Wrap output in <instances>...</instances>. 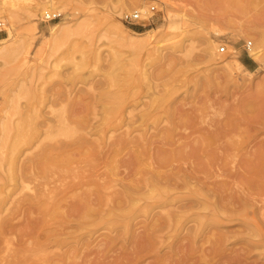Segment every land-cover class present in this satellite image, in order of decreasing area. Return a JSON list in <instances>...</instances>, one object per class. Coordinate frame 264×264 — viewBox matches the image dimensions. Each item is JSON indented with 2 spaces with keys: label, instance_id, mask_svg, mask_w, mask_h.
I'll return each instance as SVG.
<instances>
[{
  "label": "rangeland",
  "instance_id": "1",
  "mask_svg": "<svg viewBox=\"0 0 264 264\" xmlns=\"http://www.w3.org/2000/svg\"><path fill=\"white\" fill-rule=\"evenodd\" d=\"M133 1L0 0V264H264V0Z\"/></svg>",
  "mask_w": 264,
  "mask_h": 264
},
{
  "label": "bare ground",
  "instance_id": "2",
  "mask_svg": "<svg viewBox=\"0 0 264 264\" xmlns=\"http://www.w3.org/2000/svg\"><path fill=\"white\" fill-rule=\"evenodd\" d=\"M132 1V0H131ZM136 1H140V0H134L133 1V3H135V4H133L132 2H130L131 3V5H133L134 7H137L138 6V3L136 2ZM55 1H53V3H54ZM141 2V1H140ZM52 2H51V4H50V6L49 7H56V6H54V4H53ZM163 3V2H162ZM49 5V3H47V5L46 6H48ZM123 6H125V8H129L130 7V4H129V2H127V1H124L123 2ZM3 9V6L2 5H0V10H2ZM46 9H48V7L46 8ZM46 9H44V10H46ZM43 10V11H44ZM59 27V24L57 25V24H55V25H52V26H50V27H48V30H50L51 32L52 31H54L55 29H57ZM154 31V30H153ZM152 31V32H153ZM151 32V31H150ZM148 33V32H147ZM146 33V34H147ZM155 33V32H154ZM214 33L215 34H219V31L218 30H214ZM139 35H144V33H138ZM145 34V35H146ZM11 37V31H8V38H10ZM7 39H0V41H2V42H5ZM254 49H257L256 48V46L253 48V49H249V56L252 58V59H254V60H257L258 59V56H259V50H254ZM237 62V63H236ZM236 62H232L231 64L230 63H226L225 62V67L228 69V70H231L232 71V67H234L235 65H237V66H241V67H243V68H245L246 70H247V68L240 62V61H236ZM249 72V71H248ZM120 88V87H119ZM111 97V96H110ZM94 98V97H93ZM91 101V100H90ZM92 106V105H91ZM93 108V107H92ZM132 109V108H131ZM93 110V109H92ZM126 111H127V109H125ZM125 111V112H126ZM130 111V110H129ZM128 111V112H129ZM152 113V112H151ZM235 113V112H234ZM124 116V115H123ZM130 117V116H129ZM74 121V120H73ZM75 123V122H74ZM81 123V122H80ZM90 123V122H89ZM261 123V122H260ZM78 124V123H77ZM66 125V124H65ZM64 125V126H65ZM76 126V125H75ZM84 126V125H83ZM102 126V125H101ZM57 127V126H56ZM60 127V126H59ZM220 128V127H219ZM225 128V127H224ZM224 128H222V129H224ZM48 129H50V126H48L47 125V129H46V131H48ZM80 129V128H79ZM227 130V129H226ZM66 131V130H65ZM49 133V132H48ZM70 133V132H69ZM74 133V132H73ZM52 134V133H51ZM170 134V133H169ZM126 135H127V133H126ZM175 136V135H174ZM189 136V135H188ZM39 137V136H38ZM164 137V136H163ZM205 137H207V136H205ZM222 137V136H221ZM201 138H202V136H201ZM162 139V138H161ZM171 139V138H170ZM215 139V138H214ZM70 140H72V139H70ZM128 140V139H127ZM162 140H164V139H162ZM198 141V140H197ZM205 141V140H204ZM69 142V141H68ZM73 142V141H72ZM121 142V141H120ZM165 142V141H164ZM208 142V141H207ZM209 142H210V140H209ZM70 143V142H69ZM87 143V142H86ZM148 143V142H147ZM176 143V142H175ZM188 143V142H187ZM200 143V142H199ZM211 143V142H210ZM204 144V143H203ZM60 145V144H59ZM58 145V146H59ZM81 145V144H80ZM87 145V144H86ZM151 145V144H150ZM165 145V144H164ZM183 145V144H182ZM188 145V144H187ZM240 145V144H239ZM262 145H264V144H262ZM69 146V145H68ZM82 146H83V144H82ZM82 146H81V148H82ZM169 146V145H168ZM200 145H198V147H199ZM226 146H228V145H226ZM78 147V146H77ZM184 147V146H183ZM208 147H210V146H208ZM258 147H260V146H258ZM50 148V147H49ZM139 148V147H138ZM233 148H234V146H233ZM52 149V148H51ZM58 149H60V147L58 148ZM57 149V150H58ZM64 149H66L65 147H64ZM71 149V148H70ZM69 149V150H70ZM56 150V149H55ZM229 150V149H228ZM260 150V149H259ZM193 151H195L194 149H193ZM177 152H178V150H177ZM176 152V153H177ZM203 152V151H202ZM58 153H59V151H58ZM57 153V154H58ZM68 153V152H67ZM160 153V152H159ZM162 153V152H161ZM173 153H175V152H173ZM226 153V152H225ZM262 153V152H261ZM73 154V153H72ZM152 154H154V153H152ZM178 154V153H177ZM201 154V153H200ZM204 154V153H203ZM163 155V154H162ZM192 155H194V153L192 154ZM250 155V154H249ZM161 156V155H160ZM171 156V155H170ZM174 156V155H173ZM176 156V155H175ZM262 156H264V155H262ZM156 157H158V156H156ZM195 157V156H194ZM197 157V156H196ZM195 157V158H196ZM209 157V156H208ZM180 158V157H179ZM185 158V157H184ZM220 158V157H219ZM223 158V157H222ZM163 159V158H162ZM162 159H160V161L162 160ZM174 159H176V158H174ZM206 159V158H205ZM208 159V158H207ZM223 159H225V158H223ZM260 159V158H259ZM128 160V159H127ZM131 160H132V158H131ZM135 160V159H134ZM164 160L165 159H163V163H164ZM170 160H171V158H170ZM173 160V159H172ZM182 160V159H181ZM213 160H214V157H213ZM167 161V160H166ZM208 161V160H207ZM126 162V161H125ZM139 162V161H138ZM157 162H158V160H157ZM169 162V161H168ZM209 162V161H208ZM260 162V161H259ZM159 163H161V162H159ZM159 163H157L158 165L157 166H155V168L154 169H156V170H147V172H146V177L144 178H142V182L144 183L143 184V187H147L148 188V190H151V189H155L154 188V186L155 185H159V186H161V189H163V188H166V189H168V190H175L178 186H184V185H188V184H191V185H194V186H198V189L199 190H201V192H203V193H206L207 195H209L210 194V196H213V195H215V193L212 191V190H210L209 188H206L204 185H203V182L200 180V179H198V178H196L195 177V175L194 174H191V175H188V174H186V173H183V174H179L177 171H175V172H173V171H171L170 172V174H160L159 173V171L157 170L158 168H160L162 165L161 164H159ZM162 163V164H163ZM166 163V162H165ZM185 163V162H184ZM189 163V162H188ZM156 164V163H155ZM203 164V163H202ZM209 164V163H208ZM214 164V163H213ZM254 166V165H253ZM194 167V166H193ZM256 167V166H255ZM144 168V167H143ZM211 168V167H210ZM172 169H173V167H172ZM171 169V170H172ZM194 169V168H193ZM202 169V168H201ZM221 169V168H220ZM33 170V169H32ZM184 170V169H183ZM203 171V170H202ZM227 171V170H226ZM225 171V172H226ZM251 171V170H250ZM166 171H164V173H165ZM224 172V171H223ZM234 172H235V170H234ZM203 173V172H202ZM221 173V172H220ZM252 173H253V171H252ZM143 174V173H142ZM196 174V173H195ZM230 174V173H229ZM34 175V173L33 172H31V171H26V170H23L22 172H21V174L19 175V179H21V180H26L27 179V177H31V176H33ZM199 175V174H198ZM218 175H219V173H218ZM221 175V174H220ZM222 175H224V173L222 174ZM38 176V175H37ZM196 176H197V174H196ZM45 177V176H44ZM232 177V176H231ZM99 178V177H98ZM97 178V179H98ZM234 178V177H233ZM249 178V177H248ZM260 178V177H259ZM41 179V178H40ZM211 179V178H210ZM42 180V179H41ZM204 180V179H203ZM220 180V179H219ZM236 180H237V178H236ZM256 180V179H255ZM102 181H104V179L102 180ZM113 181V180H112ZM138 181V180H137ZM141 180L139 179V182H140ZM178 181H181L180 183H178ZM233 181V180H232ZM91 182H93V180L91 181ZM216 182V181H215ZM221 182V181H220ZM223 182V181H222ZM96 183V182H95ZM131 183V182H130ZM236 183V182H235ZM77 184V183H76ZM217 184V183H216ZM237 184V183H236ZM240 184V183H239ZM80 185V184H79ZM103 185V184H102ZM122 185V184H121ZM211 185V184H210ZM214 185V184H213ZM249 185V184H248ZM251 185V184H250ZM48 186V185H47ZM123 186V185H122ZM133 186V185H132ZM220 186V185H219ZM225 186V185H224ZM79 187V186H78ZM77 187V188H78ZM139 187H140V185H139ZM226 187H227V185H226ZM243 187V186H242ZM46 188V187H45ZM61 188V187H60ZM73 188V187H72ZM124 188V187H123ZM219 188V187H218ZM217 188V189H218ZM232 188V187H231ZM65 189H67V188H65ZM64 189V190H65ZM141 189V188H140ZM220 189V188H219ZM243 189H245V187H243ZM74 190V189H73ZM72 189L70 190V191H73ZM127 190H128V188H127ZM132 190V189H131ZM215 190V189H214ZM69 191V192H70ZM137 191V190H136ZM156 191H158V190H156ZM161 192H162V190H160ZM188 191V190H187ZM218 191V190H217ZM99 192V191H98ZM123 192V191H122ZM164 192H167V190L166 191H164ZM173 192V191H172ZM257 192V191H256ZM51 190H46V189H37V191L35 192H33V195H31L30 196V200H31V198L33 199V198H35L34 200H36V197H40V196H45L46 197V199H45V203H47V204H49L50 203V199H52V197H51ZM67 193V192H66ZM74 193V192H73ZM124 193V192H123ZM163 193V192H162ZM194 193H197L198 194V192L197 191H194ZM218 193H219V191H218ZM248 193V192H247ZM154 194H156L155 193V191H154ZM160 194V193H159ZM167 194V193H166ZM165 194V195H166ZM222 194V193H221ZM220 194V195H221ZM229 194V193H228ZM244 194V193H243ZM58 196L59 195H61V192H60V194H57ZM56 195V196H57ZM86 195V194H85ZM126 195H128L127 193H126ZM148 195V194H147ZM153 195V194H152ZM151 195V196H152ZM227 195V194H226ZM230 195V194H229ZM250 195L252 196L253 195V192H250ZM250 195H248V196H250ZM255 195V194H254ZM73 196V195H72ZM123 196H124V194H123ZM162 196V195H161ZM160 196V197H161ZM198 196H199V194H198ZM228 196V195H227ZM245 196V195H244ZM74 197V196H73ZM130 197V196H129ZM224 197V196H223ZM243 197V196H242ZM54 198H57V197H55L54 196ZM80 198V197H79ZM90 198V197H89ZM144 198V197H143ZM152 198H154V197H152ZM151 198V199H152ZM229 198V197H228ZM255 198V197H254ZM259 198H260V196H259ZM258 198V199H259ZM84 199V198H83ZM147 199V198H146ZM157 199H160L159 197H157ZM226 199H227V197H226ZM234 199V198H233ZM70 200V199H69ZM85 200V199H84ZM125 200H127V198L125 197ZM220 200V199H219ZM225 200V199H224ZM262 200V199H261ZM92 201V200H91ZM90 201V202H91ZM169 201V200H168ZM167 201V202H168ZM228 201H230V198H229V200ZM259 201V200H258ZM187 202V201H186ZM231 202V201H230ZM110 203H111V201H110ZM223 203V202H222ZM258 203V202H257ZM37 204V203H36ZM106 204V203H105ZM196 204H198L199 205V203L198 202H190V203H182L181 202V204L179 205V209L181 210V209H189L190 207H194V205H196ZM226 204V203H225ZM50 205V204H49ZM52 205V204H51ZM59 205V204H58ZM79 205V202H75V203H72V205L70 206V211L71 212H73V211H75L76 210V208H77V206ZM81 205V204H80ZM169 205V204H168ZM175 205V204H174ZM232 205V204H231ZM230 206V205H229ZM29 207H30V205H29ZM61 207V206H60ZM59 207V208H60ZM258 207V206H257ZM31 208V207H30ZM51 208V206L49 207V209ZM212 208V207H211ZM48 208H47V210H49ZM103 209V208H102ZM155 209V208H154ZM163 209V208H162ZM168 208H166V210H167ZM214 209V208H213ZM33 210V209H32ZM91 210V209H90ZM159 210V209H158ZM164 210V209H163ZM53 211V210H52ZM175 211V210H174ZM184 211V210H183ZM100 212V211H99ZM102 212V211H101ZM167 212V211H166ZM168 212H169V210H168ZM190 212V211H189ZM47 213V212H46ZM57 213H59L58 211H57ZM63 213V212H62ZM75 213V212H74ZM89 213V212H88ZM186 213V212H185ZM66 214V213H65ZM160 214V213H159ZM164 214H166V213H163V215ZM171 214V213H170ZM262 214V213H261ZM260 214V215H261ZM86 215V214H85ZM168 216H169V214H167ZM167 215H165V216H167ZM184 215H187V214H184ZM52 216V215H51ZM164 216V217H165ZM188 216V215H187ZM56 217V216H55ZM47 218H49V216L47 217ZM78 218V217H77ZM160 219L159 220H161V217H159ZM181 218V217H180ZM261 219V218H260ZM42 220V219H41ZM46 220V219H45ZM83 220V219H82ZM163 220V219H162ZM169 220V219H168ZM170 220H172L171 218H170ZM187 220V219H186ZM175 221V220H174ZM193 221V220H192ZM40 222V221H39ZM42 222H43V220H42ZM47 222V221H46ZM74 222V221H73ZM76 222V221H75ZM193 222H195V221H193ZM220 222V221H219ZM27 224V223H26ZM31 224V223H30ZM33 224V223H32ZM174 224H175V222H174ZM195 224V223H194ZM34 225V224H33ZM155 225V224H154ZM157 225V224H156ZM163 225H164V223H163ZM149 226V225H148ZM157 226H159V224L157 225ZM186 226V225H185ZM156 227V226H155ZM194 227H196V225L194 226ZM159 228V227H158ZM157 228V229H158ZM205 228V227H204ZM149 229V228H148ZM147 229V230H148ZM156 228H154L153 229V231L155 230ZM156 229V230H157ZM163 229V228H162ZM184 229V228H183ZM150 230V229H149ZM194 230V229H193ZM203 230V229H202ZM27 231V230H26ZM25 231V232H26ZM166 231H167V228H166ZM24 232V231H23ZM189 232V231H188ZM221 232V231H220ZM27 233V232H26ZM185 233H186V230H185ZM56 234V233H55ZM137 234V233H136ZM46 235V234H45ZM149 235H150V233H149ZM158 235V234H157ZM192 235H194V234H192ZM220 235V234H219ZM29 236V235H28ZM38 236V235H37ZM159 236V235H158ZM187 236V235H186ZM190 236V235H189ZM156 237V236H155ZM199 237V236H198ZM24 238V237H23ZM150 238V237H149ZM187 238V237H186ZM25 239V238H24ZM147 239V238H146ZM153 239V238H152ZM151 239V240H152ZM161 239V238H160ZM159 239V240H160ZM190 239V238H189ZM140 240V239H139ZM144 240V239H143ZM217 240V239H216ZM24 241V240H23ZM36 241V240H35ZM154 241V240H153ZM158 241V240H157ZM218 241V240H217ZM145 242V241H144ZM192 242V241H191ZM197 242V241H196ZM21 243H22V240H21ZM213 243V242H212ZM254 243V242H253ZM219 244V243H218ZM145 245H146V243H145ZM154 245V244H153ZM220 245V244H219ZM99 246V245H98ZM136 246V245H135ZM192 246V245H191ZM153 247V246H152ZM141 248H142V245H141ZM146 248V247H145ZM211 248V247H210ZM214 248V247H213ZM217 248V247H216ZM154 249H157V247L156 248H154ZM219 249V248H218ZM165 250V249H164ZM204 251V250H203ZM215 251V250H214ZM216 252V251H215ZM236 252V251H235ZM86 253V252H85ZM186 253V252H185ZM89 255H90V253H89ZM187 255V254H186ZM235 255V254H234ZM56 256V255H55ZM63 256V255H62ZM71 256V255H70ZM233 256V255H232ZM61 257V256H60ZM186 257V256H185ZM74 258V257H73ZM195 258V257H194ZM225 258V257H224ZM223 258V259H224ZM182 259V258H181ZM201 259V258H200ZM73 260V259H72ZM228 260V259H227ZM181 261V260H180ZM83 262V261H82ZM210 262V261H209ZM208 262V263H209ZM225 262V261H224ZM246 262V261H245ZM192 263V262H191ZM200 263V262H199ZM240 263H242V262H240ZM3 264H11L10 262H7V263H3ZM59 264H61V263H59ZM80 264H81V262H80ZM244 264V263H243Z\"/></svg>",
  "mask_w": 264,
  "mask_h": 264
},
{
  "label": "built area",
  "instance_id": "3",
  "mask_svg": "<svg viewBox=\"0 0 264 264\" xmlns=\"http://www.w3.org/2000/svg\"><path fill=\"white\" fill-rule=\"evenodd\" d=\"M156 11V7L154 5L149 6L145 10H140V9H132L129 11H124L121 14V21L126 24L127 26H137L140 25L142 21L146 20L149 18L150 13H154ZM62 16V12H59L57 10H52V9H46L41 13V18L44 21H53L60 19ZM3 22L0 19V30L2 29ZM251 41H247L245 44V49L249 50L251 48ZM220 52H225V46H220L219 47Z\"/></svg>",
  "mask_w": 264,
  "mask_h": 264
},
{
  "label": "crops",
  "instance_id": "4",
  "mask_svg": "<svg viewBox=\"0 0 264 264\" xmlns=\"http://www.w3.org/2000/svg\"><path fill=\"white\" fill-rule=\"evenodd\" d=\"M241 63L244 65H247V66H249L250 64H249V62L247 61V58L246 57H243V62L241 61ZM244 65V66H245ZM246 67V66H245Z\"/></svg>",
  "mask_w": 264,
  "mask_h": 264
}]
</instances>
